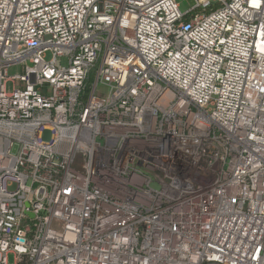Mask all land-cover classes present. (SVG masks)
Returning a JSON list of instances; mask_svg holds the SVG:
<instances>
[{
    "label": "built area",
    "instance_id": "obj_1",
    "mask_svg": "<svg viewBox=\"0 0 264 264\" xmlns=\"http://www.w3.org/2000/svg\"><path fill=\"white\" fill-rule=\"evenodd\" d=\"M190 3L0 0V264H264V0Z\"/></svg>",
    "mask_w": 264,
    "mask_h": 264
},
{
    "label": "rangeland",
    "instance_id": "obj_2",
    "mask_svg": "<svg viewBox=\"0 0 264 264\" xmlns=\"http://www.w3.org/2000/svg\"><path fill=\"white\" fill-rule=\"evenodd\" d=\"M173 1L177 4L178 9L181 12H185L188 9H190V6H191L190 0H173ZM50 58H51V53L46 52L45 59L49 60ZM62 62L64 64L65 61L63 60ZM28 64H29V62H22V63L13 64V65H10L7 67L6 72H7L8 80L5 83V89L7 92L11 91L13 88H23L24 87V82L19 81V78L14 77V76L23 75L25 72V66ZM12 77H14V78H12ZM36 89L40 90V93L44 96H49L52 94V89L47 84L37 86ZM100 92L105 94L107 92V90H104V88L101 85H99L97 87L96 94H98ZM51 136H52L51 131L49 129H44L41 133V138L43 141H49L51 139ZM73 166L76 169L81 170L82 164H81L80 154L76 156ZM151 187L158 188V184L152 181ZM8 263H12V257L11 256H8Z\"/></svg>",
    "mask_w": 264,
    "mask_h": 264
}]
</instances>
